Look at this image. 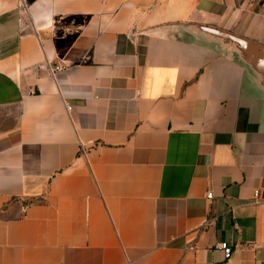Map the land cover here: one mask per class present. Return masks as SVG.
I'll return each instance as SVG.
<instances>
[{
    "label": "crops",
    "instance_id": "crops-1",
    "mask_svg": "<svg viewBox=\"0 0 264 264\" xmlns=\"http://www.w3.org/2000/svg\"><path fill=\"white\" fill-rule=\"evenodd\" d=\"M184 26L264 0H0V264H264V115Z\"/></svg>",
    "mask_w": 264,
    "mask_h": 264
},
{
    "label": "water",
    "instance_id": "water-1",
    "mask_svg": "<svg viewBox=\"0 0 264 264\" xmlns=\"http://www.w3.org/2000/svg\"><path fill=\"white\" fill-rule=\"evenodd\" d=\"M201 49L218 54L237 74L242 87L256 100L264 115V47L206 26H184L179 29Z\"/></svg>",
    "mask_w": 264,
    "mask_h": 264
},
{
    "label": "built area",
    "instance_id": "built-area-1",
    "mask_svg": "<svg viewBox=\"0 0 264 264\" xmlns=\"http://www.w3.org/2000/svg\"><path fill=\"white\" fill-rule=\"evenodd\" d=\"M59 70H61V67L54 66L50 69V72L52 74H55ZM207 197L210 198V195H207ZM257 197H258V191L256 190L254 191V198H257ZM219 248H221L226 254L230 252V247L226 243L219 244Z\"/></svg>",
    "mask_w": 264,
    "mask_h": 264
}]
</instances>
